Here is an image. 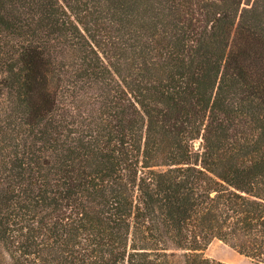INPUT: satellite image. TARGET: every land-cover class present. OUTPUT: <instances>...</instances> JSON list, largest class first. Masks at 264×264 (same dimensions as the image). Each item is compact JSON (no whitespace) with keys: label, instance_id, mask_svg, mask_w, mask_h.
<instances>
[{"label":"trees","instance_id":"trees-1","mask_svg":"<svg viewBox=\"0 0 264 264\" xmlns=\"http://www.w3.org/2000/svg\"><path fill=\"white\" fill-rule=\"evenodd\" d=\"M264 264V0H0V264Z\"/></svg>","mask_w":264,"mask_h":264},{"label":"rangeland","instance_id":"rangeland-1","mask_svg":"<svg viewBox=\"0 0 264 264\" xmlns=\"http://www.w3.org/2000/svg\"><path fill=\"white\" fill-rule=\"evenodd\" d=\"M204 256L224 264H256L218 241H213L207 247Z\"/></svg>","mask_w":264,"mask_h":264}]
</instances>
